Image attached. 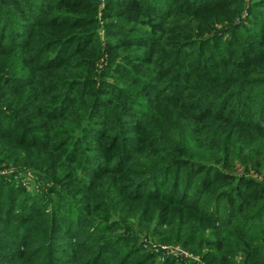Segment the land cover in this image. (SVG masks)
Here are the masks:
<instances>
[{"label":"trees","instance_id":"trees-1","mask_svg":"<svg viewBox=\"0 0 264 264\" xmlns=\"http://www.w3.org/2000/svg\"><path fill=\"white\" fill-rule=\"evenodd\" d=\"M97 10L0 0V264H264V0Z\"/></svg>","mask_w":264,"mask_h":264},{"label":"rangeland","instance_id":"rangeland-1","mask_svg":"<svg viewBox=\"0 0 264 264\" xmlns=\"http://www.w3.org/2000/svg\"><path fill=\"white\" fill-rule=\"evenodd\" d=\"M104 2H105V0H98V10H97V16H96L97 20L99 22V28H98L97 32H98L100 46H102V47L104 45V34H103V30H102L101 14H102V8L104 6ZM101 64H102V62L100 60L99 63H98V67L99 68H100ZM9 172H10V170L0 171V174L9 173ZM240 172H241V169H240L239 166H237L236 174L240 173ZM253 176L257 177L261 181H264V173H261V174H258V175L253 174ZM40 185H41V183H37L36 179L32 176V174H30L29 172L25 173V175L23 177V186H25L28 191L35 192V193H40V191H41ZM164 228L166 229L167 227H164ZM92 232L93 231H90V233H92ZM117 232L118 233H122V230L119 229ZM137 233H138V236H139V242L141 244L143 243L144 245H151L152 247H155V249H156L155 242L150 240V239H148V236L146 235V233H143V232H137ZM160 247L168 255L183 256L184 258H188V259H191V260L199 262V258L198 257L193 256L191 253H189V252H187L185 250H182L178 245H172V244L170 245L169 244V245H161ZM83 255H84V252H83ZM238 259H239V257H236V260H238Z\"/></svg>","mask_w":264,"mask_h":264}]
</instances>
